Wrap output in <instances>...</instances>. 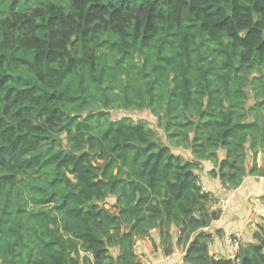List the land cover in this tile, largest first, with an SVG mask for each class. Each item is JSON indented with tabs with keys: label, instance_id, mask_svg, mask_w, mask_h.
Segmentation results:
<instances>
[{
	"label": "trees",
	"instance_id": "16d2710c",
	"mask_svg": "<svg viewBox=\"0 0 264 264\" xmlns=\"http://www.w3.org/2000/svg\"><path fill=\"white\" fill-rule=\"evenodd\" d=\"M142 107L192 160L110 118ZM263 147L264 0H0V264H141L136 239L171 225L186 264H264V225L209 254L195 173L235 188Z\"/></svg>",
	"mask_w": 264,
	"mask_h": 264
},
{
	"label": "crops",
	"instance_id": "0c3cea01",
	"mask_svg": "<svg viewBox=\"0 0 264 264\" xmlns=\"http://www.w3.org/2000/svg\"><path fill=\"white\" fill-rule=\"evenodd\" d=\"M223 150V149H222ZM225 157V150L218 153V159ZM249 160V159H248ZM256 163L257 166L264 168V147L258 151L255 158L250 159V163ZM214 168V163L210 160H201L199 168L195 170L200 186L206 187L211 197L208 206L212 210H220V217L210 224L211 235L209 240V252L215 257H226L228 250V235L235 230L242 233L243 244L254 241L253 233L258 226L264 224V176L250 175L243 176L242 182L237 187H230L223 184L217 175L211 174L210 170ZM228 198V203L224 200ZM250 220H255L252 225ZM155 233L154 246L150 241L139 240L136 242L141 264H186L183 260V254H180L177 246L174 245L170 254H164L160 245V237ZM141 241V242H140ZM145 243H149L147 246Z\"/></svg>",
	"mask_w": 264,
	"mask_h": 264
},
{
	"label": "rangeland",
	"instance_id": "374dc122",
	"mask_svg": "<svg viewBox=\"0 0 264 264\" xmlns=\"http://www.w3.org/2000/svg\"><path fill=\"white\" fill-rule=\"evenodd\" d=\"M252 102H253L252 99H248L247 104L249 105ZM109 111H110V118L112 120H116V119H119V118H122V117L127 116L133 122L145 121L147 123V125L154 131V133L157 135V137L164 144L169 145L171 147V150L174 153H176L178 155H181L185 159H191L192 160L194 158V155L192 154L191 149H188V148L182 147V146H173L170 143V140L168 138V134L166 133V130L164 128L165 119L164 118H161L156 113L151 112L147 107L134 108L132 110H125V109H121V108H113V109H111ZM223 151L224 150H222V149L217 150V155H218L219 152H223ZM251 156H252V158H255V156L253 157L252 153H250L249 150H248L247 151V156H246V161H245V166H246L247 169L250 168L253 165V163H254V162L252 164L250 163ZM214 168H215V166H214ZM215 169L217 170L218 167H216ZM201 187H204V186L202 185ZM204 188H206V187H204ZM114 201H115V197L113 195H109L106 198V201H105L106 204H105V206L106 207L111 206V204H113ZM208 208H209L210 211H218L219 212V217H220V212H221L220 210H215V209L212 210L210 208V206H208ZM209 227L210 226L205 227L204 230L206 232L210 231V228ZM154 229L157 230L156 235H159V237H160V245H161V248H162V252L163 253H164L163 248L166 250L167 248L172 247V251H173V247H174V245H176L177 246V249L180 252V254H183V256H184L187 245L185 246V243L184 242H180V243L177 242V238L179 236V233H178L179 231H177V228L174 225H171L170 226V229H169L170 230V233H171V236L170 237L169 236H165L164 237L163 233L160 232V229L158 227H156ZM151 231L149 232L148 236L139 237V238L136 239L135 245H134L135 252L139 249L138 246L136 245V242L139 241V240H147V241H150L151 246L152 247H155V249L157 248V246H156L157 243L155 244V246L153 245L154 242H156V239H154V237H155L154 234L155 233H151ZM252 242H254V241H252ZM145 244L147 246H149V243L148 244L145 243ZM208 252H209V243H208ZM139 254H141V253H137V256ZM209 254H210V252H209ZM222 257H224V256H222ZM226 257H230V251L229 250H227ZM138 259H139V256H138Z\"/></svg>",
	"mask_w": 264,
	"mask_h": 264
},
{
	"label": "built area",
	"instance_id": "2783aa9c",
	"mask_svg": "<svg viewBox=\"0 0 264 264\" xmlns=\"http://www.w3.org/2000/svg\"><path fill=\"white\" fill-rule=\"evenodd\" d=\"M201 190L203 192L208 193V190L204 187H201ZM228 201H229V199L226 198L224 200V203H228ZM250 223L252 225L256 224L255 220H250ZM227 245H228V250L230 251V258H235L240 246L243 245L242 233L239 230L232 231L228 235Z\"/></svg>",
	"mask_w": 264,
	"mask_h": 264
}]
</instances>
